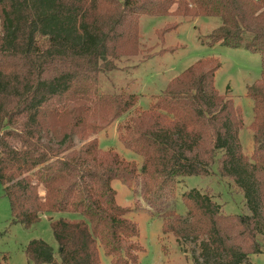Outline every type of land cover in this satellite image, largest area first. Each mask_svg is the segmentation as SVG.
Returning <instances> with one entry per match:
<instances>
[{
    "label": "trees",
    "instance_id": "trees-1",
    "mask_svg": "<svg viewBox=\"0 0 264 264\" xmlns=\"http://www.w3.org/2000/svg\"><path fill=\"white\" fill-rule=\"evenodd\" d=\"M145 16L219 18L222 25L202 44L260 55L261 78L247 91L254 103L251 157L240 138L242 110L217 90L221 63L211 57L118 125L119 141L141 168L96 139L76 148L73 134L96 135L138 104L135 93H106L101 78L111 60L139 54ZM69 120L71 130L63 131ZM214 166L243 192L250 214L224 215L193 189L182 196L187 214L165 212L163 231L198 242L204 264H254L264 235V0H0V183L15 224L72 216L50 218L60 264H103L102 251L111 264H139V228L113 183L132 188L140 180L143 197L159 203L178 179L208 177ZM26 255L33 264H58L42 240L31 241Z\"/></svg>",
    "mask_w": 264,
    "mask_h": 264
},
{
    "label": "rangeland",
    "instance_id": "rangeland-1",
    "mask_svg": "<svg viewBox=\"0 0 264 264\" xmlns=\"http://www.w3.org/2000/svg\"><path fill=\"white\" fill-rule=\"evenodd\" d=\"M174 24H179V28L169 31ZM221 25L222 21L219 18L142 17L139 22V54L111 60L112 68L104 71L101 78L106 93L110 95L135 93L139 97L138 104L96 135L82 139L81 136L73 134L76 148H81L96 139L102 150H113L126 161L138 162L141 168L142 160L134 152L126 150L119 141L118 125L123 126L139 112L146 111L151 102H155V97L167 90V86L174 78L199 60L211 57L221 63L215 79L217 90L220 95L231 98L242 110L244 125L240 131V138L245 154L251 157L256 147L254 131L251 128L254 120V103L247 97V91L261 78V57L245 48H229L222 45L211 47L201 43ZM172 48H176L175 52ZM64 130H71L70 120ZM212 171L208 177L178 179L173 195L159 203H150L143 197L140 180L132 188L119 181L113 183L117 191L118 204L130 210L128 218L139 228L138 241L142 247L139 264L205 263L198 242L193 239H178L174 234L163 231L165 212L174 210L183 216L187 214L182 196L193 189L209 195L220 206L224 215L250 214L243 192L231 179L221 176L217 166H214ZM40 193L44 197L42 189ZM50 218L70 219L72 216L66 213L43 214L41 221L31 228L13 223L10 203L0 183L2 264H33L26 255V248L33 240H42L50 245L55 251L57 263L60 264L59 246L51 229ZM258 241L261 244V252L252 255L250 259L254 264H264V235L260 234ZM101 259L103 264H111V259L106 257L103 251Z\"/></svg>",
    "mask_w": 264,
    "mask_h": 264
}]
</instances>
